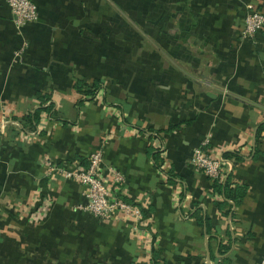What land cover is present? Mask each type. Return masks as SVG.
Wrapping results in <instances>:
<instances>
[{"label":"crops","instance_id":"0c3cea01","mask_svg":"<svg viewBox=\"0 0 264 264\" xmlns=\"http://www.w3.org/2000/svg\"><path fill=\"white\" fill-rule=\"evenodd\" d=\"M32 1L38 19L17 28L0 0V264H207L206 246L211 264H258L264 30L244 39L240 32L249 6L264 12V0H191L199 17L194 32L214 51L194 64L199 78L180 67L195 63L189 54L163 52L174 12L161 6L177 0ZM116 4L142 18L163 49L131 45ZM94 80V96L75 86ZM39 98L42 106L50 102L51 116L41 110L31 134L21 121ZM203 141L222 158V182L243 188L237 203L215 193L213 181L191 165ZM95 148L112 193L140 208L141 220L93 217L82 209L81 186L49 172L47 161L85 165ZM196 210L209 217L211 233L197 223Z\"/></svg>","mask_w":264,"mask_h":264},{"label":"built area","instance_id":"2783aa9c","mask_svg":"<svg viewBox=\"0 0 264 264\" xmlns=\"http://www.w3.org/2000/svg\"><path fill=\"white\" fill-rule=\"evenodd\" d=\"M12 13V21L17 28L38 19L36 4L32 0H5ZM246 14L243 27L240 32L241 38H251L261 30H264V12L253 9ZM33 134L35 131H28ZM207 141H203L194 148L190 157L193 167L200 170L209 180L222 179V158L214 155L206 149ZM85 165L80 162L69 164H57L47 161L46 165L50 173H57L66 179L76 181L82 188L84 204L82 209L93 217L107 221L116 214L123 213L133 217L136 221L143 215L137 206L128 202L118 194H113L102 175L101 166L103 154L101 148H95L86 157ZM116 182L122 180V176L113 173ZM258 264H264V256Z\"/></svg>","mask_w":264,"mask_h":264},{"label":"trees","instance_id":"16d2710c","mask_svg":"<svg viewBox=\"0 0 264 264\" xmlns=\"http://www.w3.org/2000/svg\"><path fill=\"white\" fill-rule=\"evenodd\" d=\"M155 5L156 4H151L150 6L154 7ZM160 5L161 4H157V6ZM161 7V9L164 11L172 9L174 12V18H170L171 20H169L171 26L167 27L165 31H159L161 33L163 31L162 35L164 36V39H166V43L168 44V47L166 49L168 50L163 49L164 46L160 43V40L156 39V36L154 37L146 32V30L144 29V20L142 18L138 16L127 15L126 10L121 6V4H116L115 9L116 12H119L120 15L123 10L125 11L126 16L124 17V20L130 26V43L132 45H134L135 42L143 43L145 41H149L155 46H158L159 48L163 49L164 54L169 57H173L174 54H176L175 52L173 53L174 50H177L180 53L189 54V57H191L193 59V62L195 63H193V65L180 64L182 71L186 76L190 74L193 77H201V69L195 68L194 64L197 65L199 59H201L203 54H212L214 53V51L212 45L210 44V41H208L204 36H201L194 32V28L196 27V25H198L199 17L197 16L195 9L192 8L191 0H177V2L173 4H162ZM131 10L136 11V9L133 8ZM147 10H150V8H147ZM115 25L116 28L122 26L119 20H115ZM160 45L163 47H161ZM75 86L78 90L81 91V93L87 95L89 94L91 96H94L97 92V89H99V83L96 80H94L91 84L79 83L77 81ZM45 102L46 100H44L43 98L40 99V105L36 109H34L33 112L24 116V120L21 121V124L23 125V130L30 131L35 129V126L40 117L39 113L41 112V110H46L48 113L50 112L51 104L49 102L46 106H42V103ZM49 116H51V113H49ZM212 186L215 193L220 194L225 199L230 198L235 203L241 200V198L244 196L243 188H241L240 190L237 188L232 189L227 183H223L222 179L213 180ZM223 201L225 200L217 201V206L220 208V210H222ZM198 209L199 208H197V210ZM197 223L201 226H205V231L207 234L213 231L208 216L204 217L201 213L198 212ZM218 253L219 255H222L221 243L219 244ZM211 258H214L212 254ZM216 263L222 264V259H217ZM151 264H157V262L154 260Z\"/></svg>","mask_w":264,"mask_h":264},{"label":"rangeland","instance_id":"374dc122","mask_svg":"<svg viewBox=\"0 0 264 264\" xmlns=\"http://www.w3.org/2000/svg\"><path fill=\"white\" fill-rule=\"evenodd\" d=\"M150 11H154V10H151L150 9ZM151 31L153 32V33H155V30H153V28H151ZM132 45V44H131ZM132 50L133 49H130L129 48V53L131 54V56L133 57V53H132ZM130 65H131V67H130V70H132L133 68H136V65H137V63L135 62V61H133V60H131V62H130ZM195 168V167H194ZM200 171V170H199Z\"/></svg>","mask_w":264,"mask_h":264},{"label":"water","instance_id":"95a60500","mask_svg":"<svg viewBox=\"0 0 264 264\" xmlns=\"http://www.w3.org/2000/svg\"><path fill=\"white\" fill-rule=\"evenodd\" d=\"M206 262H207V264H211V262H210V253H209V250H208L207 246H206Z\"/></svg>","mask_w":264,"mask_h":264}]
</instances>
